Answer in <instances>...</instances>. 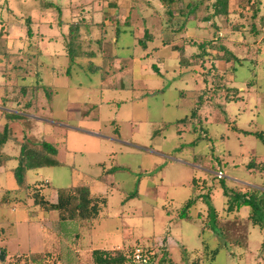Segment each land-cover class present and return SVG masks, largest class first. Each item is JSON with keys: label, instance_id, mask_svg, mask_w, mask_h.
Here are the masks:
<instances>
[{"label": "rangeland", "instance_id": "obj_1", "mask_svg": "<svg viewBox=\"0 0 264 264\" xmlns=\"http://www.w3.org/2000/svg\"><path fill=\"white\" fill-rule=\"evenodd\" d=\"M9 1L8 7L0 8V79H8L11 85L8 89L12 92H8L12 104H0V109H24L20 122L29 123V136L36 142L54 144L56 159L61 163L32 169L27 173V183L47 179L52 187L46 191L49 196L58 188L84 179L91 183L94 194L107 197L99 217L82 225L83 241L76 242L73 224L64 241L73 247L82 243L85 247L88 241L92 248H112L126 253L134 247H150L155 252L151 264H264V229L246 219L250 207L238 211L241 216L246 215L243 223H220L218 233L207 220L204 202L187 211L192 219L181 218L179 212L185 201L194 196L192 181L196 178L201 187L197 194L204 193L208 186L212 189L206 192L218 216L232 215L226 211L218 168L227 186L245 192L255 190L256 199H264V172L247 168L250 159L264 160V143L249 133L261 131L264 136V46H260L261 34L245 44L237 33L240 30L230 28L242 24L248 31L254 0H227L228 19L226 15H218L210 20L216 21L221 32L226 33L227 47L241 62L205 61L195 66L181 65L179 50L162 44L157 11L164 13L165 8L156 0H148L153 1V7L136 4L138 9L133 11L128 24L121 21L129 15V0H118L116 9L109 7L107 0ZM189 1L197 0H180L173 9L185 7ZM214 1L201 0L195 10L196 17L211 13ZM2 3L5 1L0 0ZM235 11L246 13L245 18H240ZM80 17L91 24L94 34L91 32L87 40L76 43L74 61L69 62L65 56L66 34L70 22ZM210 21L190 19L183 32L172 35V44L183 47L184 57L198 55V43L217 41L216 35H212L213 29L209 28ZM96 24H102L104 30L103 54L98 53V44L90 39L101 37ZM29 26L34 35L32 40L26 36ZM176 27V23L166 26L169 30ZM81 29L84 33L85 28L81 26ZM144 29L154 36L146 46L140 40ZM84 50L92 55L81 53ZM11 54L19 56L17 62L21 67L8 69L2 75L1 70L11 61ZM210 66L215 73L225 76L226 86L237 89L236 98L229 101L216 98L210 104H201L197 107L199 116L194 118L195 122H178L189 118L192 108L200 102L202 74ZM18 77H23L19 82L30 83L28 88L33 82L49 87L48 93L37 91L40 95L35 98L37 108H24L26 98L19 99L22 96L16 82ZM220 101L222 107L218 109ZM15 133V138H20V132ZM195 135L202 138L192 144ZM15 138L11 136L12 151L8 153L14 157L19 151ZM11 161L9 166L15 164ZM6 175V181L0 176L3 185L16 187L13 174ZM43 184L47 185L44 181ZM28 191L22 193L21 203H32ZM133 192L136 194L132 195ZM200 211L203 220L196 218ZM28 214L36 217L41 213L38 210L30 213L22 207L14 216ZM201 222L203 229L209 228L203 231L204 241L210 249L218 248L213 259L205 256L206 250L203 252L199 236ZM18 230L19 238L16 232L10 235L9 252L27 248V235L21 224ZM166 233L168 245L163 238ZM79 238H82L80 232ZM58 250L57 264H70V257L64 258L66 247L61 245ZM53 257L57 256L49 253V257L36 264H51ZM11 259L8 262H14Z\"/></svg>", "mask_w": 264, "mask_h": 264}, {"label": "trees", "instance_id": "obj_2", "mask_svg": "<svg viewBox=\"0 0 264 264\" xmlns=\"http://www.w3.org/2000/svg\"><path fill=\"white\" fill-rule=\"evenodd\" d=\"M5 3L0 4V8H6L10 5V2L8 0H4ZM118 0H107L108 6L117 8L118 7ZM159 2V6L161 8H165L164 13H158L161 19L160 26L162 27L161 32V38H162V44L172 46L173 49L179 50V62L180 64L187 65H193L195 66L197 63L201 65L203 62H217V61H223L225 63L233 61L235 64L239 62V58L227 47L226 45V39L227 35L226 33L223 34L221 32L220 27L218 26L216 21H210L211 19L215 18L218 15H226L229 16L228 11L226 10L227 0H215L211 4V13L207 14L205 17L198 18L196 17L195 10L199 6L201 0H197L195 2L189 1L185 7H179L178 9H173L174 5L178 4L180 0H156ZM47 3V2H46ZM45 3V4H46ZM130 3V9H129V15L128 17L124 18L121 22H124L125 24H128L131 20V14L133 11L138 9V7H135L136 4L139 5H146L149 6L153 5L152 2H148V0H129ZM52 4V3H51ZM253 9L251 10V19L252 21L249 22V28L248 31H245L243 28V25L235 24L234 26H231L230 28L234 31L240 30V32H237L240 34V37L242 39V42L247 44L250 39H252L253 36H258L261 34L260 38V46H264V32L262 30V26L264 24V0H254V2L251 4ZM57 7L56 5H54ZM46 7V6H45ZM157 8V7H155ZM159 9V8H157ZM162 9V10H163ZM8 10V9H7ZM160 10V9H159ZM9 12L11 9L8 10ZM234 13H237L240 18H245L246 13L235 11ZM258 14V19L256 21V17ZM165 18V19H164ZM194 18L195 20H202L204 22H209L210 25L209 28L213 29L212 35H216L217 41L214 42L211 39L206 40L203 42L198 43V47L200 49L198 55L192 54L191 56L184 57L183 55V47L176 46L172 44L174 42V39L172 35L178 34L180 32H183L186 29V26L190 19ZM181 19V20H180ZM120 20H117L116 22H119ZM166 21V22H164ZM29 22V19L27 20ZM62 24L63 22H59ZM177 24L178 27L173 29L166 28L169 24ZM91 24L89 22H85V20L80 17L78 19H74L73 22L71 21L68 27L67 31V43H66V50L65 56L67 59L73 62L74 61V55L76 54L75 48L76 43L80 40H87V35L92 32V28L90 26ZM81 26L85 28V32H82ZM101 32V37L99 39L97 38H90L92 41L96 42L98 44V53H101V44L103 42V29L102 24H96L95 25ZM171 26V25H170ZM0 32H2L0 30ZM172 33V34H171ZM89 34V35H90ZM88 35V36H89ZM183 35V34H182ZM27 38L28 40L33 39V32L31 31L30 26L27 28ZM153 33L150 32L148 29H144L143 36L140 38L141 45L146 46V43L150 41L153 38ZM1 38V37H0ZM255 41V38H254ZM253 41V42H254ZM31 46V44H30ZM214 49V50H213ZM214 52H213V51ZM259 51V49H258ZM1 53V52H0ZM81 53H85L86 56L92 55L89 53V51H81ZM40 52L36 54L35 56H39ZM34 56V54H33ZM195 57L196 59L190 61L189 58ZM16 59V61H14ZM19 56L17 55L14 57L11 54V61L9 63H12V65H9V63L4 64V69L1 70L6 72L8 69L11 70H17L19 69ZM241 62V60H240ZM198 64V65H199ZM204 64V63H203ZM9 66V67H8ZM155 70L158 71V67L156 65ZM213 66L208 67V70H206V74H202V82H203V88L201 90V95L199 98H201L200 102L197 103V106L195 105L191 113L188 117L180 119L178 122L181 121H192L198 118L199 115H197V107H200L201 104L205 103H211L216 98L221 100L224 99L225 101H229L233 98H236L237 96V89L233 87L226 86L225 84V76L219 75L218 72L215 73V70L213 71ZM235 68V67H234ZM218 71V70H216ZM23 77H18L17 84L20 86L21 91V98L19 99H25L26 101L24 103L25 109H32L37 108L36 107V97L40 96L38 92L40 90H43L44 92L47 91V88H49L46 85H43L41 82H35L37 85H33L32 87L28 85L30 84H23L22 82H19L22 80ZM26 80V79H25ZM11 86V85H10ZM8 84V79L4 80L3 78L0 79V104L1 105H9L12 104L11 95L9 94L8 90L12 92ZM37 86V88H35ZM29 89L26 91V89ZM41 88V89H40ZM185 91H182L184 94ZM36 93L38 95H36ZM48 93V92H46ZM186 93V92H185ZM231 93V95H229ZM8 94V95H7ZM9 96V97H8ZM46 98L48 97L47 94L45 95ZM203 102V103H202ZM222 107V101L217 103V108L221 109ZM197 110V111H196ZM23 110H17V111H11L8 109H0V123L3 122L2 128L0 131V162H2L6 156L1 152V148L4 146L6 142H8L11 139V136L15 138L14 134L18 130L20 132V138H15V140L18 142L20 147L19 155L17 156V166L13 169L14 177L19 185V188L17 190H29L28 195L32 198V206H38L39 211L43 213H47L49 211H56L58 214L59 221H76L81 222L83 220L87 221H93L96 219L99 215L100 210L104 205H106V198L94 196L92 195L90 188L88 184L83 182L82 180L74 185H70L66 188H58L57 191V201L55 203H51L48 201V199H45V197L40 193L42 184L41 181H36V183H33L31 185H27L25 183L26 181V173L29 170L45 167V166H60L61 163L56 159L57 155V148L54 144L46 141L36 142L33 140L31 136H29L27 129L29 123L27 122H20L22 119L24 113ZM33 112V111H32ZM34 113V112H33ZM195 118V119H194ZM3 120V121H2ZM200 124V119L197 120ZM203 129V128H201ZM203 129L204 134L206 133ZM194 132L197 131V126H194L193 129ZM253 134L255 137L259 138L260 141L264 143V136L261 131L257 132H249ZM202 138L200 135H195V138L192 142V144L197 143L198 139ZM248 167H255L256 169H259L260 171H264V164H256L252 159L247 163ZM220 170V169H219ZM196 178H193L192 185L194 187V196L192 198H189L181 207H180V217L185 219H191L194 218L192 215L187 214V211L197 205L199 202H204L207 206V220H209L213 227L215 228V231L218 233L217 229L218 226L223 220H226V218L218 216L215 208L212 206L210 198L208 196L207 190L212 191V189L208 186L206 191L201 194H197V191L200 190V186L197 185ZM219 182L221 184L222 188V194L226 198L225 204L227 205L226 211L227 213H233L234 211L239 210L242 206H248L250 207V213L247 215L246 219L248 221H251V225H259L260 228L264 229V199L261 198L259 200L256 199V192L255 190H251L248 192L242 191L241 189H232L228 187L222 177L219 178ZM26 191V192H27ZM30 192V193H29ZM136 194L135 192L131 193ZM4 202V201H2ZM202 216L201 212L196 214V218ZM234 218L238 219L239 216L235 215ZM3 228H0V240L3 234ZM221 235L222 231H219ZM203 252L206 250L207 255L206 257L214 258L216 253L218 252V248L210 249L209 245L203 241ZM137 249H142L143 253L148 256L149 258V264H151V259H154V254L150 249V247H134L130 249L129 251L124 252L123 250H100L95 249L92 251V258H93V264H126V263H134V254ZM0 252H5V248L0 246ZM4 254V253H3ZM56 260L52 261L51 264H56L57 258L59 257L56 254ZM49 257V252H46L44 254H23V255H13L9 257L8 259H5L3 255L0 254V264H25V262H31L36 264L38 261H41L42 258ZM11 260L14 262H8ZM5 260V261H3ZM7 260V261H6ZM24 261V262H23ZM19 262V263H17Z\"/></svg>", "mask_w": 264, "mask_h": 264}, {"label": "crops", "instance_id": "obj_3", "mask_svg": "<svg viewBox=\"0 0 264 264\" xmlns=\"http://www.w3.org/2000/svg\"><path fill=\"white\" fill-rule=\"evenodd\" d=\"M92 32L94 34V31H92ZM90 38L94 39V37H90ZM101 54H103V53H101ZM104 54L107 55L105 50H104ZM8 110L15 111V110H12L9 108H8ZM85 117H86V114H85ZM78 118L82 119L81 117H78ZM12 141H13V139H10L9 143L6 142L4 144V146L1 148V152L6 156V158L2 162H0V176H3L2 179L4 178L5 181L8 178V176L6 175L7 173H11L14 176L13 169L17 166V163H18L17 156L19 155V152H20V147H19L18 155L15 152L13 154V155H17L16 157L8 154L12 151V147L10 146L11 145L10 142H12ZM6 146H7V149L5 150ZM11 160H14L15 164L9 166L8 165L9 162H13ZM252 160L256 164H259V165L264 164L263 159L255 160V158H253ZM249 161H251V159ZM103 168H105V167H103ZM247 168L253 169V170H258L259 172H264V171H260L259 169H256L255 167H248L247 166ZM29 171H32V170H29ZM217 171H221V168H218ZM27 173H26V178H27ZM99 178H102V174L100 175ZM2 179H0L1 180L0 181V228H3L4 231H3V234H2V237L0 240V246L5 248V252H2V254H1L4 256V258L8 259L9 257H11L13 255L19 256V255H23V254H43L46 252H49V253L56 255V252L59 251L58 247L61 245H64L66 247V254H65L64 258L66 256H69L70 257V264H82L84 261L86 262L85 264H93V262L91 263V260L93 261V258H92V251L93 250H95V249H100V250L112 249V248H92V246L88 243V241L85 244V247L82 246V244H84V243H82L79 246L76 244V247H73L72 243H70V245H68L64 241V236L68 232H70L71 225L72 224L76 225L75 230H74V234H75L74 238H75L76 242L79 243L80 241L82 242L84 239L83 238L84 228H82V225L84 223H89V221H87V220H83L81 222L59 221L58 214L56 211H49L47 213H43V212L39 211L38 206H32L31 205L32 203L31 204H24L22 202L23 203L22 204L20 201L21 195L23 192L26 193V190L25 191L24 190H21V191L17 190L19 188L18 184L16 185V187H11V188L6 187L5 185H3ZM81 180L83 182H85L86 184H88L89 188L91 187L90 186L91 183H89L88 181L87 182L84 181V179L78 180L77 183ZM36 181L42 182V184L40 185V187L42 186L40 193L45 197V199H48V201H50L51 203H55L57 201V191H55V192L53 191L52 193H50L49 196H46V191L49 188H52L50 181H47V179H44V178L38 179ZM36 181L34 183H36ZM43 181L46 182L47 185L43 184ZM25 183L27 185H31V184L27 183V180L25 181ZM244 188H246V187H244ZM90 191H91L92 195H94V196L106 198V204H107V197L106 196H103L101 194H94V192H92L91 189H90ZM225 200H226V198H225ZM2 201H4V202H2ZM104 206H106V205H104ZM22 207H25L30 213L37 212V210H38L39 213H41V214H39V216L37 215L36 217H30V214H28L26 216L16 218V216H14V213ZM242 207H245V206H242ZM239 210L234 211L233 212L234 214L232 213V215L226 217V220H223L221 223H227V222H231L234 224L235 223L237 224L238 222L243 223L244 221L242 219L246 215L241 216L238 213ZM235 212H236V215L239 216L238 219L234 218ZM201 213H203V212H201ZM201 217L202 216H200V218L199 217H197V218L200 220H203V218H201ZM96 219H94V220H96ZM198 219H196V220H198ZM20 224H21V227L24 228V234L27 235V242H26L27 248L25 250H22V251L9 252L8 246H9V240L11 238L10 235H12V232H14V233L16 232V234L18 233V231H19L18 226ZM23 224H26V225L24 226ZM203 224L204 223H202V226H201V229L199 232V236L201 237L202 246H203V241H204L203 236H202L204 234L203 231L204 230L209 231V230H207L209 228L203 229V227H204ZM220 226H222V225L220 224ZM79 232L82 233V238H79ZM16 237L19 238V235L17 234ZM163 238H164V240L166 239V245H168L169 244L168 233H166V236ZM61 248H63V247H61ZM81 249H83V250H81ZM81 252H83V255L81 254ZM79 257H80V260H79ZM82 257H83V262H82ZM88 257H90V260H88ZM52 260L53 261L56 260V257H53ZM58 262H59V257L57 258L56 264Z\"/></svg>", "mask_w": 264, "mask_h": 264}, {"label": "built area", "instance_id": "obj_4", "mask_svg": "<svg viewBox=\"0 0 264 264\" xmlns=\"http://www.w3.org/2000/svg\"><path fill=\"white\" fill-rule=\"evenodd\" d=\"M262 30L264 32V24L262 26ZM218 177L220 178L222 176V172H217ZM134 263L135 264H149V258L143 253L142 249H137L134 254Z\"/></svg>", "mask_w": 264, "mask_h": 264}]
</instances>
